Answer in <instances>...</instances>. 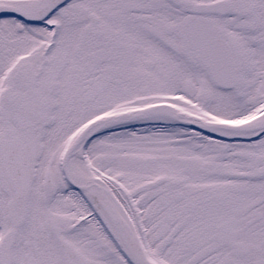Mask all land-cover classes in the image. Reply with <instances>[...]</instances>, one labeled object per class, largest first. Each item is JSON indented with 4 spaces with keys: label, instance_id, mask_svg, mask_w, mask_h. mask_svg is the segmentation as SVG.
Instances as JSON below:
<instances>
[{
    "label": "snow or ice",
    "instance_id": "obj_1",
    "mask_svg": "<svg viewBox=\"0 0 264 264\" xmlns=\"http://www.w3.org/2000/svg\"><path fill=\"white\" fill-rule=\"evenodd\" d=\"M0 264H264V0H0Z\"/></svg>",
    "mask_w": 264,
    "mask_h": 264
}]
</instances>
